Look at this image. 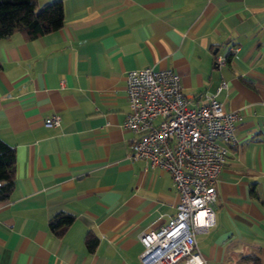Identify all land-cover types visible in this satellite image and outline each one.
Masks as SVG:
<instances>
[{
    "label": "crops",
    "instance_id": "1",
    "mask_svg": "<svg viewBox=\"0 0 264 264\" xmlns=\"http://www.w3.org/2000/svg\"><path fill=\"white\" fill-rule=\"evenodd\" d=\"M60 1L59 29L0 38V139L15 160L0 264H141L139 234L178 200L169 172L128 157L125 74L144 67L176 71L191 105L208 94L239 116L196 245L206 264H264V0ZM58 213L73 216L61 234Z\"/></svg>",
    "mask_w": 264,
    "mask_h": 264
},
{
    "label": "built area",
    "instance_id": "2",
    "mask_svg": "<svg viewBox=\"0 0 264 264\" xmlns=\"http://www.w3.org/2000/svg\"><path fill=\"white\" fill-rule=\"evenodd\" d=\"M223 58H218V62ZM221 82L218 90L224 86ZM128 111L122 128L130 131L128 157L144 159L150 168L170 173L178 200L174 215L155 230L139 234L143 249L141 264H206L198 251L196 234L214 223L216 179L234 142L239 116L223 111L221 104L208 100L190 104L179 74L170 68L132 69L125 74ZM60 117L43 119L56 127Z\"/></svg>",
    "mask_w": 264,
    "mask_h": 264
},
{
    "label": "trees",
    "instance_id": "3",
    "mask_svg": "<svg viewBox=\"0 0 264 264\" xmlns=\"http://www.w3.org/2000/svg\"><path fill=\"white\" fill-rule=\"evenodd\" d=\"M63 23V5L60 0L38 6L36 0H0V38L14 31H22L27 37H36L55 31ZM14 150L0 139V201L7 200L13 190ZM73 216L58 213L49 220V228L57 234L72 222ZM92 234L85 243L92 250Z\"/></svg>",
    "mask_w": 264,
    "mask_h": 264
}]
</instances>
